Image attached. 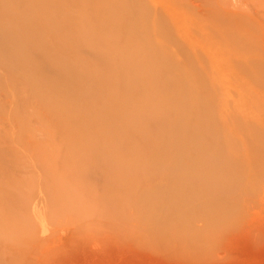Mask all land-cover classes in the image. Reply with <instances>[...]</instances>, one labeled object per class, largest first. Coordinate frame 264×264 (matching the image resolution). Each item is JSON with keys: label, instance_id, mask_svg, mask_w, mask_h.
<instances>
[{"label": "rangeland", "instance_id": "374dc122", "mask_svg": "<svg viewBox=\"0 0 264 264\" xmlns=\"http://www.w3.org/2000/svg\"><path fill=\"white\" fill-rule=\"evenodd\" d=\"M5 1L0 34L37 45L0 49V264H264V0Z\"/></svg>", "mask_w": 264, "mask_h": 264}, {"label": "bare ground", "instance_id": "6f19581e", "mask_svg": "<svg viewBox=\"0 0 264 264\" xmlns=\"http://www.w3.org/2000/svg\"><path fill=\"white\" fill-rule=\"evenodd\" d=\"M6 1H8L7 3H8V5L10 4V1L11 0H6ZM5 1V2H6ZM13 1H16V0H12L11 2L13 3ZM77 1V0H76ZM92 3H94V5H95V7L92 5ZM14 4V3H13ZM80 5H82L83 6V8L85 9L84 10V12H86V11H89V14H96V13H99V10H100V8L102 7V9H104L105 8V5H104V3H102L100 0H82V3H80ZM132 5V4H131ZM40 8H42V7H40ZM132 8V7H131ZM101 9V10H102ZM48 11H50V8L48 9ZM40 12H45V14H47L48 12H46V9H43L42 11H40ZM131 12H133L132 11V9H131V11H130V13H129V16L131 17V18H135V15L133 14V13H131ZM145 14H146V12H144L143 13V17H145ZM96 16V15H95ZM98 16V18H96V19H94L93 20V24H92V28H93V31H94V33L95 32H97L99 35H103V36H107V35H109V36H107V37H110V35H112L113 33L111 32V28H112V25L114 24V21H112L110 18H104V17H101V16H99V15H97ZM128 17V16H127ZM3 23V22H2ZM54 23H56V24H58V27H60V28H65V35H64V37H66V38H74V40H75V42H77V43H81V41L82 40H91V38L88 36V33L89 32H87V34L86 35H84L85 37L83 38V37H81V36H79L80 34H78L77 33V31L75 30V28H78L79 26L77 25L78 23L76 22V23H74L73 21L72 22H68V21H62V19H59L58 21H55ZM78 26V27H75V26ZM21 32V34L23 35L24 34V36H25V42H19V41H17L18 40V38L16 37L15 38V34L17 35V33L18 32ZM73 32H76V34L77 35H73V34H70V33H73ZM7 35H6V34ZM35 34V30H34V28L31 26V24H25V23H23L22 21H20L18 18H16V22H15V27H14V29H12V30H7V31H5L4 33L2 32L1 34H0V49H5V48H7L6 46H5V43L4 42H6V41H4V42H2L3 40H4V38L3 37H7V39H8V41L10 42V43H12L13 45H15L17 42H19L18 43V45L20 46V47H24V46H22V44L21 43H24V44H26L25 46H29V45H31L33 48L37 45L36 43H37V39L35 38V36H34V34ZM93 33V32H92ZM17 39V40H16ZM29 44V45H28ZM9 46H10V44H8ZM16 46V45H15ZM10 47H12V46H10ZM130 47V46H129ZM129 47H127V49L129 50V49H131V48H129ZM27 50H28V48H27ZM137 51H138V53H136V54H133V59L132 60H130V58H129V56H128V53H126L125 55H124V58H120L119 59V63H118V67H120V72H119V74L120 75H118V74H116L115 73V70H114V68L113 67H111V66H108L106 69H104L103 70V72H102V75L107 79V82H109V83H111L113 80H114V78H118V79H123L124 80V82H125V85H127V81L125 80L126 79V77H135V75H136V72H138V70H142V69H144L146 66H148V64L146 63V62H144V65L142 64V66L140 67V68H137V66L141 63L138 59H134V58H137V57H139L138 55H140V57H144V54H143V51L142 50H140V49H137ZM42 52H43V55H45L46 54V51H45V49H43L42 50ZM128 52V51H127ZM29 53V52H28ZM51 54V53H50ZM50 54H47L48 55V57L51 59V60H53L54 61V59H53V57L50 55ZM50 55V56H49ZM25 56L26 57H29V55L28 54H25ZM54 56V55H53ZM56 58H57V60H56V62H55V66L57 67V70L58 71H60V74H63V73H65V70H66V68H65V66H67V67H69V63H67V61L66 60H64V57H61V55H59L58 54V56H55ZM158 58V57H157ZM156 59V58H155ZM158 60V59H157ZM156 60V61H157ZM160 60V59H159ZM150 62H151V59H150ZM27 63V62H26ZM25 63V64H26ZM34 63V62H33ZM151 63H154V62H151ZM151 63H149V64H151ZM158 64H160V63H158ZM29 65V64H28ZM157 65V64H156ZM158 66V65H157ZM18 68V67H17ZM17 68H15V69H17ZM14 69V71H16ZM18 70V69H17ZM101 71V70H100ZM99 71V72H100ZM17 72V71H16ZM131 72V73H130ZM130 75V76H129ZM78 81L80 82V80L78 79ZM56 82L57 83H59V82H62V79L60 78V77H58V78H56ZM56 82H55V80H54V84H55V87H57V88H59L58 86H60V85H58L57 86V84H56ZM158 82V81H157ZM159 82H161V80H159ZM164 82V81H163ZM52 84V83H51ZM62 84H63V82H62ZM111 84H113V82L111 83ZM160 83H158V84H156V85H154V89H155V91H159L158 90V88H160L161 87V85H159ZM162 84V83H161ZM60 88H62V87H60ZM59 90H61V89H59ZM140 90V89H139ZM137 97L138 98H142V95H141V93L140 92H137ZM143 100V99H142ZM152 101V100H151ZM158 104H160L161 105V107H162V109H163V107H164V105L165 104H163V103H158ZM155 105H157V104H155ZM154 105V106H155ZM50 107V106H49ZM146 110V109H145ZM146 112V111H145ZM90 116V115H89ZM88 116V117H89ZM145 117V115H143L142 116V118H144ZM90 119L92 120L93 118L92 117H90ZM108 132H107V134H109V135H111V134H114L115 133V136H116V131L118 130L117 129V127H116V125H114V124H108ZM178 139H180V137L178 138ZM85 140L86 141H88V137H86L85 138ZM198 140H200V139H198ZM178 141L179 140H176L174 143H173V147H172V149H173V153H174V156L176 157V159H178V160H180L184 155V151H185V149H184V144H181L180 142L178 143ZM196 141H197V138H196ZM195 140H194V143L196 142ZM201 141V140H200ZM200 141L198 142V143H200ZM182 142V141H181ZM183 143V142H182ZM191 143H193V140H191ZM197 143V142H196ZM197 145H201V144H197ZM195 146V145H194ZM204 147V146H203ZM207 148V147H206ZM183 149H184V151H183ZM204 149H205V147H204ZM103 150H105L106 151V147L105 148H103ZM102 150H101V148H98V149H96L95 151H94V157L96 158V159H100V158H102V156L104 155L105 157H106V155L103 153V152H101ZM128 152L129 153H127V155L131 158L132 156H134L135 154H138L139 155V153L140 152H138V149H137V147L136 146H133V145H130V147H129V149H128ZM101 153H103V154H101ZM159 154H161V153H159ZM146 157H144V155L139 159V160H141V164H142V166H143V162L146 160L145 159ZM147 158H152L151 156H149V157H147ZM199 160V155H197L196 156V160H195V163H196V165L197 166H202V164H200V161H198ZM122 171V169H120L119 170V172H121ZM127 172H128V170H127ZM187 175H188V172H187V168H185L184 170H183V172H182V174H181V177L182 178H180L177 182H175V183H172V187L170 188V191L171 190H175L176 188H175V184L176 183H179V182H182L183 181V177L184 178H186L187 177ZM190 177V176H189ZM169 189V188H168ZM222 206H224V205H222ZM221 207V206H220ZM225 208V207H224ZM223 208V209H224ZM229 208V207H228ZM210 224V223H209Z\"/></svg>", "mask_w": 264, "mask_h": 264}]
</instances>
